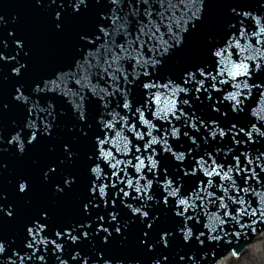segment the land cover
I'll use <instances>...</instances> for the list:
<instances>
[{
  "label": "snow or ice",
  "instance_id": "6c2138e0",
  "mask_svg": "<svg viewBox=\"0 0 264 264\" xmlns=\"http://www.w3.org/2000/svg\"><path fill=\"white\" fill-rule=\"evenodd\" d=\"M46 6L66 47L25 83L29 52L8 32L15 53H0V62L12 65L17 85L9 102L0 101V114L23 115L8 137L0 135V153L14 147L22 157L46 145L52 158L38 168L40 188L53 203L83 191L74 218L58 220L47 204L36 208L21 246L0 240V264H69L61 258L67 245L124 243L133 229L141 248L156 251L151 264H166L163 251L177 237L206 254L243 236L227 249L238 258L264 235V192L256 187L264 190V150L256 148L264 141V3L252 10L228 3L222 20L213 0ZM15 190L30 204L32 178L17 177ZM253 195L259 199L250 203ZM5 219H16V207L0 192ZM70 259L112 264L100 252L92 260L74 251ZM204 260L180 255L177 264Z\"/></svg>",
  "mask_w": 264,
  "mask_h": 264
},
{
  "label": "water",
  "instance_id": "95a60500",
  "mask_svg": "<svg viewBox=\"0 0 264 264\" xmlns=\"http://www.w3.org/2000/svg\"><path fill=\"white\" fill-rule=\"evenodd\" d=\"M10 2L18 3L19 4L18 8L24 6V0H16ZM213 2L217 5L213 9V11L215 15L222 20L224 19V13L226 10L224 6L227 5L228 3L240 4L245 6L249 10H252V9H256L260 3H264V0H213ZM92 10L93 12L95 11V9ZM39 27H41L42 29L39 28L34 29L33 35L35 37H30L28 35L29 37L28 38L27 35H21V36L18 35V37L21 38L25 42V44L30 45L29 48H31L32 47L31 45L33 44V49L30 50L29 48H27L25 51L29 52V57H28L29 62L32 63L33 60L36 62L34 73L38 70L37 71L38 75L44 68L47 67L46 63L47 62L48 64L50 63L49 60L51 54L48 55V51H50V49L46 47V44H48L49 41L50 44L55 43L54 46H52V48L58 50L57 55L62 53L63 50L65 49L62 45L65 40H63V37H60L53 32L51 24L44 23L43 25L42 24L39 25ZM39 43H41L42 45L40 47H37V44ZM13 50L15 51L14 47ZM21 55H23V53H21ZM54 56L56 55H52V58ZM7 70L8 72H10V69ZM28 77L29 76H27L26 78ZM261 142L262 141H260L258 144H260ZM258 243L259 245H256ZM215 264H264V235H261L256 241H254L253 245L246 247L242 255H240V257L237 260L229 259L228 256H226L225 258L219 260Z\"/></svg>",
  "mask_w": 264,
  "mask_h": 264
},
{
  "label": "clouds",
  "instance_id": "9594fccd",
  "mask_svg": "<svg viewBox=\"0 0 264 264\" xmlns=\"http://www.w3.org/2000/svg\"><path fill=\"white\" fill-rule=\"evenodd\" d=\"M256 245H259V243H258V244H256Z\"/></svg>",
  "mask_w": 264,
  "mask_h": 264
}]
</instances>
